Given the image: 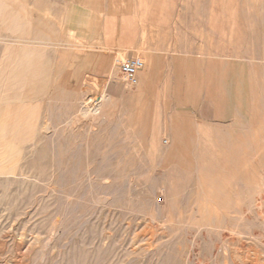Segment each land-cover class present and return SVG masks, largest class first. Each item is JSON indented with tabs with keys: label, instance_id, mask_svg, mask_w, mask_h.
Wrapping results in <instances>:
<instances>
[{
	"label": "rangeland",
	"instance_id": "1",
	"mask_svg": "<svg viewBox=\"0 0 264 264\" xmlns=\"http://www.w3.org/2000/svg\"><path fill=\"white\" fill-rule=\"evenodd\" d=\"M163 2L142 88L96 18L0 0V264H264V0Z\"/></svg>",
	"mask_w": 264,
	"mask_h": 264
},
{
	"label": "crops",
	"instance_id": "2",
	"mask_svg": "<svg viewBox=\"0 0 264 264\" xmlns=\"http://www.w3.org/2000/svg\"><path fill=\"white\" fill-rule=\"evenodd\" d=\"M54 5H67L82 10L86 15L97 19L98 23L103 26L100 31L111 32L110 45L119 49L121 53L122 47L129 48L126 51L127 57H135V53L139 51L142 45L150 48H166L167 46V28L164 19L168 14V7L163 0H45ZM198 1V0H197ZM198 8H196L197 10ZM213 15V14H212ZM179 16V14H178ZM193 16V17H192ZM190 18L186 15L178 17L181 21L180 28H174L176 33L172 40L173 43L181 51H199L211 53L214 51V41L211 39L196 40L194 36L186 35L187 32L197 34L196 32L207 31L210 26L214 31V23L212 18L203 20V15L194 13ZM189 19L190 21H187ZM96 21V23H97ZM210 30V31H211ZM200 36V35H199ZM150 51V55L146 56L147 66L138 73V83L142 88L148 87L149 83L156 75L153 67L150 65L151 58L156 62L157 55ZM14 63V62H13ZM21 64L24 60H20ZM7 69V68H6ZM9 75H17L15 66L8 67ZM29 77L24 76L22 80ZM30 80L32 79L29 78ZM28 79V80H29ZM119 82V81H115ZM114 82V83H115ZM116 92H110V96H116Z\"/></svg>",
	"mask_w": 264,
	"mask_h": 264
},
{
	"label": "built area",
	"instance_id": "3",
	"mask_svg": "<svg viewBox=\"0 0 264 264\" xmlns=\"http://www.w3.org/2000/svg\"><path fill=\"white\" fill-rule=\"evenodd\" d=\"M144 63L139 57H130L118 61V70L121 81L132 87L138 83V73L143 69Z\"/></svg>",
	"mask_w": 264,
	"mask_h": 264
},
{
	"label": "bare ground",
	"instance_id": "4",
	"mask_svg": "<svg viewBox=\"0 0 264 264\" xmlns=\"http://www.w3.org/2000/svg\"><path fill=\"white\" fill-rule=\"evenodd\" d=\"M96 105L94 107H91L90 109H87L88 113L91 115H95L98 113V110H100V105L98 103H95Z\"/></svg>",
	"mask_w": 264,
	"mask_h": 264
}]
</instances>
